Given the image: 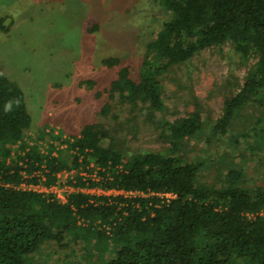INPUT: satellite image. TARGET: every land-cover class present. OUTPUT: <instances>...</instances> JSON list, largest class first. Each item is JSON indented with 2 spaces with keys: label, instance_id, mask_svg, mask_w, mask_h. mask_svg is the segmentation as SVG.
Listing matches in <instances>:
<instances>
[{
  "label": "trees",
  "instance_id": "1",
  "mask_svg": "<svg viewBox=\"0 0 264 264\" xmlns=\"http://www.w3.org/2000/svg\"><path fill=\"white\" fill-rule=\"evenodd\" d=\"M160 2L169 17L147 44L138 72L121 67L108 89L112 97L140 101L149 116L155 115L165 107L158 78L162 70L210 46L233 45L244 61L253 55L257 61L242 88L225 100L212 133L226 132L250 101L260 105L258 114L264 117V0ZM3 22L0 18V28L7 30ZM120 61L117 56L104 60L112 66ZM31 124L24 91L0 71V264H33L46 243L81 251L92 264H264V187L240 186L244 174L235 168L225 185L204 184V161L180 153L183 141L201 134L204 123L197 114L172 123L162 120L171 144L167 152L121 149L108 130L87 123L75 137L55 135L68 148L56 154L53 141L47 151L26 141ZM19 143L15 154L13 146ZM64 170L74 171L68 182L76 187L143 194L77 191L64 202L17 188L23 181L51 186Z\"/></svg>",
  "mask_w": 264,
  "mask_h": 264
},
{
  "label": "rangeland",
  "instance_id": "2",
  "mask_svg": "<svg viewBox=\"0 0 264 264\" xmlns=\"http://www.w3.org/2000/svg\"><path fill=\"white\" fill-rule=\"evenodd\" d=\"M168 17L160 0H0V18L7 28H0V71L24 91L32 118L26 141L43 151L53 141L58 147L53 153L58 154L60 148H68L55 135L75 137L85 124L97 123L121 149L167 152L171 144L162 120L172 123L197 114L204 123L201 134L183 141L180 153L204 161L200 181L223 186L235 168L244 174L240 186L264 187L260 105L248 102L226 132L212 133L223 116L225 100L242 88L257 61L255 55L244 61L233 45H214L186 63L162 70L158 78L165 107L152 116L144 103L120 101L108 92L121 67L129 65L138 72L147 44ZM110 56L120 57V63L106 64ZM20 145L13 146V153ZM66 193L60 188V194ZM33 261L92 264L81 251L57 250L50 243Z\"/></svg>",
  "mask_w": 264,
  "mask_h": 264
},
{
  "label": "built area",
  "instance_id": "3",
  "mask_svg": "<svg viewBox=\"0 0 264 264\" xmlns=\"http://www.w3.org/2000/svg\"><path fill=\"white\" fill-rule=\"evenodd\" d=\"M74 171H61L57 174L59 177V181L56 184H53L51 186H47L42 182L38 183H27L26 181L21 182L17 188L19 189H24V190H32L36 191L39 193H44V194H53L56 195L58 198H60L62 201L66 202L68 200V197L71 193L77 192V191H82V192H90L91 194H96V195H125V196H132L136 194H143L142 192H137V191H127L124 189H118V188H109L105 189L102 187H76L74 185L69 184L68 180L70 177H72ZM65 175L63 177L62 175ZM90 173L87 172H82V175L88 176ZM91 177H95L94 174H90ZM43 179H46L45 176H41ZM60 188H62L64 191H66V194H60ZM163 195L167 197H172V193H163Z\"/></svg>",
  "mask_w": 264,
  "mask_h": 264
}]
</instances>
